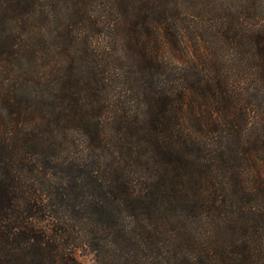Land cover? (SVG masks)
Returning <instances> with one entry per match:
<instances>
[{
	"label": "trees",
	"instance_id": "16d2710c",
	"mask_svg": "<svg viewBox=\"0 0 264 264\" xmlns=\"http://www.w3.org/2000/svg\"><path fill=\"white\" fill-rule=\"evenodd\" d=\"M77 247L264 264V0H0V264Z\"/></svg>",
	"mask_w": 264,
	"mask_h": 264
},
{
	"label": "rangeland",
	"instance_id": "374dc122",
	"mask_svg": "<svg viewBox=\"0 0 264 264\" xmlns=\"http://www.w3.org/2000/svg\"><path fill=\"white\" fill-rule=\"evenodd\" d=\"M38 223L43 225L42 222H38ZM73 253L76 256V258L79 259L84 264H96L94 253L91 250H89V248L77 247L74 248Z\"/></svg>",
	"mask_w": 264,
	"mask_h": 264
}]
</instances>
